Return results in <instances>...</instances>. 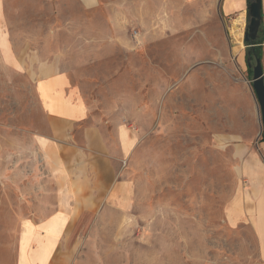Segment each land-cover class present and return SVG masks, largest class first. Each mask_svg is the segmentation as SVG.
I'll list each match as a JSON object with an SVG mask.
<instances>
[{"label": "rangeland", "instance_id": "rangeland-1", "mask_svg": "<svg viewBox=\"0 0 264 264\" xmlns=\"http://www.w3.org/2000/svg\"><path fill=\"white\" fill-rule=\"evenodd\" d=\"M252 1L241 44L230 33L236 18L224 19L216 3L198 0L195 9L182 7L172 26L160 20L157 31L148 24L146 36L132 28L131 56L110 35L70 36L77 20L69 16L77 12L68 3L0 0V264H15L25 220L55 214L42 209L46 204L84 199L86 174L95 177L101 203L117 198L118 183L132 185L134 208L96 212L98 224L79 228L74 243L63 244L72 248L65 264H231L256 253L251 237L246 254L227 243L226 232L222 238L224 203L246 185L247 173L258 176L264 167L248 69L255 60L244 42ZM262 14L256 42L264 78V0ZM61 27L70 42H60L49 58L75 64L40 66L47 63L46 39L60 38L52 33ZM101 49L109 51L95 56ZM56 71L70 74L95 121L119 123L131 134L128 153L85 163L65 155L73 159L68 163L40 147L45 122L34 85ZM107 188L112 193L104 195ZM90 230L100 241L85 239Z\"/></svg>", "mask_w": 264, "mask_h": 264}, {"label": "crops", "instance_id": "crops-1", "mask_svg": "<svg viewBox=\"0 0 264 264\" xmlns=\"http://www.w3.org/2000/svg\"><path fill=\"white\" fill-rule=\"evenodd\" d=\"M58 1L68 3L70 11L76 9L77 14L69 16L77 20L75 30L68 33L70 36L76 33L78 38L82 36L84 39L85 35H95L99 38L110 35L114 38L116 49L128 51L132 56L136 49L132 41V33L135 30L132 28L139 30L135 31V34L141 33L140 35L146 36L149 29L144 28L148 24L157 31L160 28V20L163 21V26H172L171 20L179 15L182 7L195 9L198 0ZM202 1L216 3L220 16L224 19H234L241 13L245 14L248 3V0ZM101 5L103 13L94 14L92 17L85 16L86 12L100 9ZM58 30L52 34L61 36L60 38L46 39L49 46L43 51L47 63L40 66L60 67L75 64L73 59L63 56L49 58V55H54L60 42L69 43L71 39L63 37L65 31L67 32L66 27ZM107 51L109 50L101 49L98 54L94 52V55L104 57ZM34 91L45 122L39 145L52 155H60L62 161L68 163L73 159H65V155L83 156L81 160L83 163L106 162L112 157L116 160L119 151L128 153L131 150L133 146L131 134L119 123H110L103 119L95 121L91 102L73 86L68 72L56 71L40 77L35 82ZM100 112L103 114L102 110ZM93 177L90 174L84 177L86 188L82 201L63 199L54 204H46L42 207L43 210H54L56 213L36 222L25 220V224L20 225L15 264H65L72 248L67 249L63 244L74 243L76 233H80L79 228L94 227L98 224L100 214L96 212H101L104 208L121 212L133 210L132 185L118 183L115 187L117 198L112 202H108L107 199L101 203V193L95 190L97 184L93 182ZM246 178L248 180L246 185L236 186L223 205L222 238H225L226 232L227 243L236 242L238 253L247 252L250 245L249 237L252 238L256 253L246 260L240 259L237 255L235 259L230 260L231 264H264V167L260 175L247 173ZM104 192V195L112 193L108 188ZM77 211L79 213L76 215ZM85 239L95 243L100 241L92 230Z\"/></svg>", "mask_w": 264, "mask_h": 264}, {"label": "water", "instance_id": "water-1", "mask_svg": "<svg viewBox=\"0 0 264 264\" xmlns=\"http://www.w3.org/2000/svg\"><path fill=\"white\" fill-rule=\"evenodd\" d=\"M262 0H253L248 6L249 24L244 33V42L252 43L256 41L257 34L262 20ZM252 68V91L257 103L258 113L260 117L261 133L264 134V78L262 65L259 59L255 60Z\"/></svg>", "mask_w": 264, "mask_h": 264}, {"label": "bare ground", "instance_id": "bare-ground-1", "mask_svg": "<svg viewBox=\"0 0 264 264\" xmlns=\"http://www.w3.org/2000/svg\"><path fill=\"white\" fill-rule=\"evenodd\" d=\"M244 24H245V15L244 13H241L231 25L230 33L233 39L236 40L238 44H241Z\"/></svg>", "mask_w": 264, "mask_h": 264}, {"label": "trees", "instance_id": "trees-1", "mask_svg": "<svg viewBox=\"0 0 264 264\" xmlns=\"http://www.w3.org/2000/svg\"><path fill=\"white\" fill-rule=\"evenodd\" d=\"M261 15H263L262 12H261ZM249 45L251 46V50H250L251 56H250V52H249L248 57L260 59V57H261L260 42L255 41V42L249 43Z\"/></svg>", "mask_w": 264, "mask_h": 264}, {"label": "flooded vegetation", "instance_id": "flooded-vegetation-1", "mask_svg": "<svg viewBox=\"0 0 264 264\" xmlns=\"http://www.w3.org/2000/svg\"><path fill=\"white\" fill-rule=\"evenodd\" d=\"M250 56H251V51H250ZM254 60H256V59L254 58ZM248 69H251V68L248 67ZM251 71H252V69H251Z\"/></svg>", "mask_w": 264, "mask_h": 264}]
</instances>
